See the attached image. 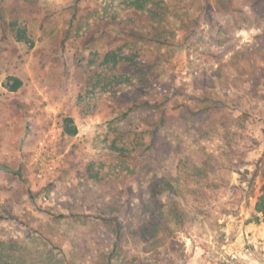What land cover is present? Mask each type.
Instances as JSON below:
<instances>
[{"label": "rangeland", "instance_id": "1", "mask_svg": "<svg viewBox=\"0 0 264 264\" xmlns=\"http://www.w3.org/2000/svg\"><path fill=\"white\" fill-rule=\"evenodd\" d=\"M239 1L0 0V264H93L119 228L114 264H264V0ZM172 157L211 172L153 197Z\"/></svg>", "mask_w": 264, "mask_h": 264}, {"label": "trees", "instance_id": "2", "mask_svg": "<svg viewBox=\"0 0 264 264\" xmlns=\"http://www.w3.org/2000/svg\"><path fill=\"white\" fill-rule=\"evenodd\" d=\"M241 3L239 0H217V7L220 8L221 10L227 11V12H235L240 6ZM144 5L138 6V9H142ZM125 31V30H124ZM18 35H20L19 30L17 31ZM135 36H140L139 34H135ZM21 38V36H19ZM160 41V40H158ZM163 43V41H161ZM264 59V56H259ZM132 61V60H131ZM106 63L113 62L117 64L119 62V59H117V56L115 53L108 52L106 59ZM19 87V81H16L13 85L10 86V91H16ZM195 115V114H194ZM197 115V114H196ZM64 129L65 133L69 136H74L78 133L77 127L74 125V120L72 118H65L64 120ZM172 166L170 170L167 172L168 174H163L161 172H155L153 176L150 179L149 183V188L150 191L154 196L162 194V193H169V194H174V193H180L181 195L183 192L178 190L181 186L185 187L188 189V191H192L189 187V180L191 177V174H188L189 171H192L193 174L197 177L204 178L208 177V175L211 172V168L208 167L207 165H204L202 167H193L192 169L185 170L188 172H185L184 169H182L181 165H186L183 161H176L175 157L171 158ZM189 166V164H188ZM180 169V170H178ZM187 191V192H188ZM152 207V219L150 221V230L146 232L152 234V237L155 239V243L152 245L153 247H157L159 245L158 243V237L159 234L164 232L166 229H170L169 226V219L168 217H165L163 215L162 219L160 217V213H158V207L154 206V203L150 204ZM155 205L156 202H155ZM172 207L170 208V211H172L173 216L177 219V221H185L189 219V215L186 213L184 208L177 202H174V205H171ZM255 210L258 212V214H261V216L264 218V190L262 194L258 197L256 205H255ZM154 215H156L154 217ZM159 217V219H157ZM110 231V230H109ZM111 233L108 236L109 240L113 242L114 246L113 249L109 252V254H102L100 255V260L101 261H94L93 264H114L115 259L120 257V249L121 246H118V242L121 241H129L128 234L124 233L121 228L117 229L116 231H110ZM132 237L134 234H129ZM157 241V242H156ZM92 257L95 259L96 257L91 254Z\"/></svg>", "mask_w": 264, "mask_h": 264}]
</instances>
